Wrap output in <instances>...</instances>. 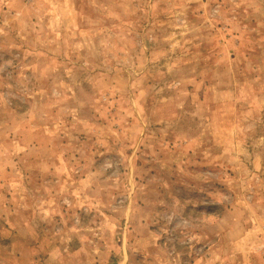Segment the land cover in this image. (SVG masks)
I'll return each instance as SVG.
<instances>
[{
    "label": "rangeland",
    "instance_id": "374dc122",
    "mask_svg": "<svg viewBox=\"0 0 264 264\" xmlns=\"http://www.w3.org/2000/svg\"><path fill=\"white\" fill-rule=\"evenodd\" d=\"M0 264H264V0H0Z\"/></svg>",
    "mask_w": 264,
    "mask_h": 264
}]
</instances>
